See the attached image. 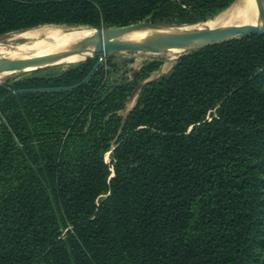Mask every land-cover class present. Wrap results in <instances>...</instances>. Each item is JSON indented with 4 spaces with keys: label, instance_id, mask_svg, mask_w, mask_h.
<instances>
[{
    "label": "trees",
    "instance_id": "16d2710c",
    "mask_svg": "<svg viewBox=\"0 0 264 264\" xmlns=\"http://www.w3.org/2000/svg\"><path fill=\"white\" fill-rule=\"evenodd\" d=\"M234 1L0 0V36L188 26ZM95 62L0 85V264H264V34L181 54L124 119L161 60L16 93Z\"/></svg>",
    "mask_w": 264,
    "mask_h": 264
},
{
    "label": "water",
    "instance_id": "95a60500",
    "mask_svg": "<svg viewBox=\"0 0 264 264\" xmlns=\"http://www.w3.org/2000/svg\"><path fill=\"white\" fill-rule=\"evenodd\" d=\"M256 1V12L252 11L253 13H251V16L257 15L261 19V24L259 26L254 24H240L183 32L178 31V29L166 28L152 22L142 21L127 26L97 28L93 30L94 33L89 37L77 41L65 51L55 55L25 60L0 59V74L34 71L51 66L58 60L73 55L84 57V61L88 59L95 60V65L87 77L72 87L16 90V93L68 90L85 83L90 78L93 71L100 65L101 61L109 58L115 53L144 52L158 54L170 50L186 52L209 45L245 38L251 35H263L264 0ZM139 31H152L154 33L143 42H132L122 39L128 34Z\"/></svg>",
    "mask_w": 264,
    "mask_h": 264
},
{
    "label": "bare ground",
    "instance_id": "6f19581e",
    "mask_svg": "<svg viewBox=\"0 0 264 264\" xmlns=\"http://www.w3.org/2000/svg\"><path fill=\"white\" fill-rule=\"evenodd\" d=\"M256 0H238L232 8L221 13L213 20H209L201 25L198 29H207L216 26H229L240 24L260 25L261 19L251 16L256 12ZM253 11V12H252ZM190 27H182L178 31H189ZM94 31L84 27H57V26H40L28 29L20 33L11 34L7 39V44H0V59L25 60L44 57L47 55H55L68 49L77 41L89 37ZM154 32L139 31L128 34L122 39L132 42H143ZM172 55L182 53L183 51L170 50L167 51ZM186 53V52H185ZM84 61V57L73 55L62 58L51 66H69ZM49 67V66H48ZM10 73L0 74V81Z\"/></svg>",
    "mask_w": 264,
    "mask_h": 264
},
{
    "label": "rangeland",
    "instance_id": "374dc122",
    "mask_svg": "<svg viewBox=\"0 0 264 264\" xmlns=\"http://www.w3.org/2000/svg\"><path fill=\"white\" fill-rule=\"evenodd\" d=\"M237 1L238 0H235L227 9H225L224 11L220 12L216 16H214V17H212L206 21L199 22V23L194 24V25L180 26V27L170 26V27H166V28L179 29L182 27L183 28L184 27H190L189 29L196 30L201 25H203L205 22L215 19L221 13L226 12L227 10L232 8L233 5H235L237 3ZM42 26H57V27L72 28V27L63 26V25H41V27ZM37 27H40V26H37ZM37 27H34V28H37ZM79 27H84V26H79ZM216 27H220V26H216ZM84 28H86V26ZM89 28L90 27H88L87 29H89ZM90 30L93 31L94 28H91ZM20 32H23V31H20ZM20 32H11V33L0 36V44L6 45L7 44L6 41H7L8 37H10L11 34L20 33ZM183 53H185V52L175 54V55H172L169 52H163V53H158V54L144 53V52H122V53H115V54L111 55L109 58L103 59L100 64L103 65L105 71H108V79L109 80L122 78V79H127L129 81H132L135 73H137L142 68L143 65H145L148 62L153 61V60H161L163 62V64L161 65V67L158 70L149 73L148 77L145 80L139 82V84L135 88L133 94L131 95V97L126 102L124 108L117 113L118 117L121 119H124L126 117V115L128 114V112L132 110V108L134 107V105L136 103L138 88L142 84L156 80V79L160 78L161 76L166 75L170 71V69L172 68V66L175 63V61L177 60V58ZM82 62H84V61H82ZM82 62H80V63H82ZM77 64H79V63H77ZM77 64H74V65H77ZM74 65L49 66V67L37 69L34 71H27V72L22 71V72L10 73V74L6 75L0 81V85L1 84H15L18 82H23V81L30 79V78H42V77L55 76V75L61 74L62 72L67 70L70 66H74ZM105 158L107 161H109V154L108 153L106 154Z\"/></svg>",
    "mask_w": 264,
    "mask_h": 264
}]
</instances>
